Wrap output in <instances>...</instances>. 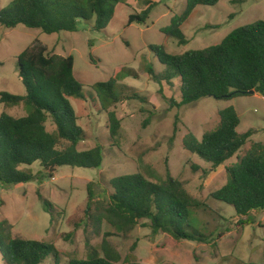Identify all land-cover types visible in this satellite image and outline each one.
Listing matches in <instances>:
<instances>
[{"label": "rangeland", "instance_id": "rangeland-1", "mask_svg": "<svg viewBox=\"0 0 264 264\" xmlns=\"http://www.w3.org/2000/svg\"><path fill=\"white\" fill-rule=\"evenodd\" d=\"M11 2L0 0V9ZM146 2L156 4L146 24L127 27L129 15L143 11ZM186 2L121 0L105 33L93 32L90 25L83 22L74 33L52 35L23 26L0 27V92L25 94L17 76L15 58L26 48L39 44L50 54L71 56L75 79L82 85L86 100L70 103L77 114L78 125L90 137L78 148L88 150L95 146L96 139L104 138L103 162L98 169L65 166L42 184L32 181L0 186V222L7 221L11 225L12 236L55 246L57 257H50L43 264H68L71 259H84L86 243L99 248L104 241L119 254L120 263L132 255L138 264H264V211L254 213L248 221L237 217L231 206L211 197L226 183L225 169L236 162L237 155L243 156L252 143H264V96L255 93V96L228 101L207 97L176 108L172 102H179V80L171 85L158 84L146 72L147 67H152L156 73L164 70L150 47L164 46L168 54L181 55L218 45L233 30L264 21V0H220L216 6L197 7L182 28L187 43L178 45L162 30L168 27L173 16L184 11ZM121 68L134 70L138 79L128 77L115 86L114 91L122 100L109 111H114L121 119V126L117 144L111 147L106 140L107 113L100 110L91 87L107 82ZM134 94L144 100L126 99ZM230 106L240 119L237 132L252 130V136L237 155L214 170L187 152L182 140L188 133L201 140L205 132L218 127L219 111ZM1 113L14 117L25 115L20 107L7 109L0 105ZM47 130L53 128L48 125ZM32 168L35 173L40 170L37 164ZM167 169L203 204L191 214L190 224L209 238L206 243L177 242L166 234L154 235L145 226L146 221H141L127 234H118L106 224L98 226L87 219L75 228L76 223L84 220L89 184L97 203L107 200L112 193L109 182L115 177L139 172L155 181V178H164ZM40 197L55 207L53 218L46 212ZM89 213L96 214L93 205ZM107 233L109 236L105 237ZM0 264H3L1 258Z\"/></svg>", "mask_w": 264, "mask_h": 264}, {"label": "trees", "instance_id": "trees-1", "mask_svg": "<svg viewBox=\"0 0 264 264\" xmlns=\"http://www.w3.org/2000/svg\"><path fill=\"white\" fill-rule=\"evenodd\" d=\"M220 0H187L184 11L171 18L162 32L187 43L182 28L193 11L200 6H216ZM121 0H12L0 9V27L14 29L23 26L37 29L46 35L60 32L74 33L78 24L90 25L91 31L105 33ZM140 13L130 14L126 26L146 24L155 3L146 2ZM130 7V6H129ZM131 9V7H130ZM164 66L161 73L150 67L146 72L154 82L171 85L180 82L179 102L176 108L189 106L203 98L232 100L250 96L249 92L264 94V21H256L230 32L215 46L171 55L164 46L149 48ZM16 70L25 94L0 92V105L7 109L22 108L25 115L14 117L0 114V186L26 184L52 179L60 167L98 169L103 162L104 138L96 139L95 146L79 150L81 142L90 137L78 125V117L71 100H86L82 85L75 79L73 57L50 54L34 44L16 56ZM90 61L93 64L92 57ZM2 65L0 64V67ZM138 79L134 70L121 68L107 82L91 87L100 110L107 113L110 146H116L121 119L110 108L121 102L115 86L124 79ZM127 100L140 99L131 95ZM96 107V106H95ZM219 125L205 132L201 140L188 133L182 140L184 149L216 169L232 159L252 136V130L238 133L240 119L230 106L218 113ZM50 125L53 130L48 131ZM174 134L176 127H174ZM40 168L36 173L33 165ZM193 167V170H196ZM224 186L211 194L219 202L231 206L236 216L250 221L251 216L264 211V143H252L249 150L226 167ZM92 185L87 186V205L84 220L97 225L106 224L118 234H127L141 221L154 235L166 234L173 240L206 243L209 238L190 224L192 213L203 204L191 195L183 182L166 170L164 178L151 181L141 173L122 175L110 180L112 193L105 201L94 202ZM43 206L53 218L55 207L45 199ZM94 206L96 214L89 211ZM193 211V212H192ZM107 233L105 237H108ZM106 240V239H104ZM86 258L71 259L68 264H138L128 255L122 263L116 250L104 241L99 248L86 243ZM53 244L36 240L14 238L11 225L0 222V258L3 264H43L56 258Z\"/></svg>", "mask_w": 264, "mask_h": 264}, {"label": "water", "instance_id": "water-1", "mask_svg": "<svg viewBox=\"0 0 264 264\" xmlns=\"http://www.w3.org/2000/svg\"><path fill=\"white\" fill-rule=\"evenodd\" d=\"M249 94H250V95H254L255 92H254V91H250ZM258 95H262V96H264V94H262V93H258Z\"/></svg>", "mask_w": 264, "mask_h": 264}, {"label": "crops", "instance_id": "crops-1", "mask_svg": "<svg viewBox=\"0 0 264 264\" xmlns=\"http://www.w3.org/2000/svg\"><path fill=\"white\" fill-rule=\"evenodd\" d=\"M256 94H254L253 96H255ZM258 96H261L262 97V95H258Z\"/></svg>", "mask_w": 264, "mask_h": 264}]
</instances>
